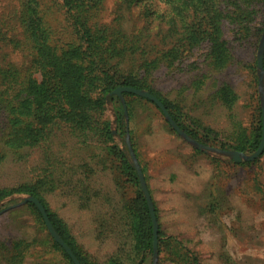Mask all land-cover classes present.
<instances>
[{"label":"rangeland","instance_id":"obj_1","mask_svg":"<svg viewBox=\"0 0 264 264\" xmlns=\"http://www.w3.org/2000/svg\"><path fill=\"white\" fill-rule=\"evenodd\" d=\"M117 3L105 0V23L120 14ZM17 7L18 0H0V16ZM255 11L249 34L224 21L220 41L226 43L230 58L223 67L213 61V44L182 41L176 44L174 63L162 62L151 77L150 88L171 102L174 116L197 139L179 127L193 140L188 141L156 106L129 95L121 96L127 132L122 136L118 106L107 102L103 120L112 143L126 148L125 161L142 172L166 245L157 258L149 257L145 264H264V152L253 161L242 158L241 162L223 153L250 157L257 151L245 142L258 127L260 114L263 119L264 107V70L258 68L264 8ZM46 20L57 37H68L63 10L46 12ZM125 21L127 28L133 21L142 25V18L134 13ZM178 22L176 27L182 30V19ZM154 29L158 57H162L168 46L167 26L160 22ZM0 55L21 70L30 65L23 49L0 45ZM223 86L238 97L231 107L217 95ZM2 129L0 120V135ZM51 136L50 141L28 150L25 161L8 156L0 166V190L6 191L0 199V264H75L25 202L31 196L10 193L11 188L42 172L55 175L42 194L46 209L63 225L85 264H139L142 256L131 244L119 251L122 237L113 230L118 224L124 236L130 234L127 221L116 211L126 198L131 201L135 196L125 161L115 158L112 164L106 158L100 163V149L77 144L64 125ZM83 183L89 186L86 191Z\"/></svg>","mask_w":264,"mask_h":264},{"label":"trees","instance_id":"obj_2","mask_svg":"<svg viewBox=\"0 0 264 264\" xmlns=\"http://www.w3.org/2000/svg\"><path fill=\"white\" fill-rule=\"evenodd\" d=\"M117 7L120 14L109 24L103 19L105 0H51L47 4L45 0H18L14 11L0 16V45L23 49L30 59L27 69L21 70L0 55V120L3 124L0 166L8 156L16 162L25 161L26 152L50 141L53 130L61 125L67 128L68 135L77 140V144L99 148L103 154L100 163L106 158L112 164H115V158L125 161L128 157L126 148L119 149L113 145L111 132L103 120L107 102L115 103L119 110V134L124 136L127 133L121 96H137L126 92L121 96L115 94L119 87L149 90L163 103L179 127L197 139L174 116L171 102H165L158 92L150 88L151 77L162 62L168 66L174 63L178 51L176 44L182 41L189 45L203 41L213 44V61L218 67H223L230 58L226 43L220 41L224 21L239 25L246 30L245 34H249L255 9L264 8V0H118ZM230 7L231 12H227ZM53 9L63 10L67 17L68 37L63 40L56 36V30L46 20V12ZM131 13L138 19L142 18V25L133 21L131 28L125 26V20ZM178 18L182 19V30L176 27ZM160 22L167 26L165 39L168 43L162 57H158V37L154 32ZM36 74L40 78H36ZM217 95L227 107L238 101L227 86H223ZM141 99L162 112L151 100ZM259 121L251 140L245 141L252 151L258 150L263 137L261 114ZM125 163L127 180L134 188L135 196L131 201L126 198V203L116 211L122 221H127L130 234L124 236L118 224L113 226V230L120 232L122 237L119 251L131 244L134 252L142 256L139 264H145L149 257H154L153 221L138 171L131 161ZM37 176L30 182L25 180L11 188L10 193L30 195L46 209L42 194L55 175L54 172L48 175L42 172ZM82 186L85 191L89 188L84 183ZM5 194L6 191L0 190V199ZM27 205L34 208L44 221L33 202H27ZM46 211L53 228L79 262L85 264L63 225L48 209ZM164 247L159 231L160 254ZM126 248L125 253L129 257Z\"/></svg>","mask_w":264,"mask_h":264},{"label":"water","instance_id":"obj_3","mask_svg":"<svg viewBox=\"0 0 264 264\" xmlns=\"http://www.w3.org/2000/svg\"><path fill=\"white\" fill-rule=\"evenodd\" d=\"M263 62H264V38H263V43L261 45L260 48V53L258 56V68L263 72L264 70V66H263ZM261 85V84H260ZM131 93L134 94L136 96L142 97V98H146L151 100L152 102H154L163 112V114L165 115V117L167 118V120L170 122V124L172 125V127L177 131V133L183 135L188 141H193L189 136H187L185 133H183V131L179 128V126L175 123V121L173 120V118L171 117L170 113L167 111V109L165 108V106L162 104V102L156 98L155 96H153L152 94H150L149 92L143 91V90H138L135 88H131V87H119L116 88V90L114 91L115 94H118L119 96L122 95V93ZM263 92V91H262ZM264 100V97H263ZM263 137L261 140V144L258 148V150L250 157H246L244 156L242 153L240 152H223L224 154H229L231 155L235 161L237 162H241L242 158L249 160V161H253L257 158H259L263 152H264V107H263ZM196 144V143H195ZM198 147H201L200 145L196 144ZM204 148V147H201ZM208 149V148H207ZM137 171L140 177V181L142 184V188H143V192L145 194L146 200L148 202L149 205V209L151 212V216H152V221H153V229H154V244H153V248H154V256L155 258H157L158 256V222H157V218H156V214L154 211V207L152 204V200H151V196L150 193L147 189L145 180H143V174L140 171V169L137 167ZM25 202H33L40 210L45 224H46V228L48 229L49 233L51 234V236L54 238V240L67 252V254L72 258L73 262L75 264H81L79 262V260L77 259V257L74 255L73 251L71 250V248L64 242V240L61 238V236L57 233V231L55 230V228H53V224L49 218V215L46 211V209L44 208V206L40 203L39 200H37L36 198H27L25 200Z\"/></svg>","mask_w":264,"mask_h":264}]
</instances>
